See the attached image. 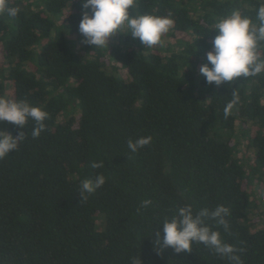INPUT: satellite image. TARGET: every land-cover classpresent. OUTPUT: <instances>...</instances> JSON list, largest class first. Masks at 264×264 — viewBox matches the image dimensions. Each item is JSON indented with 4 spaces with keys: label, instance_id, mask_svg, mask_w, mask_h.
I'll use <instances>...</instances> for the list:
<instances>
[{
    "label": "trees",
    "instance_id": "obj_1",
    "mask_svg": "<svg viewBox=\"0 0 264 264\" xmlns=\"http://www.w3.org/2000/svg\"><path fill=\"white\" fill-rule=\"evenodd\" d=\"M7 3L19 13H0V96L48 118L38 138L33 121H0L25 134L0 160V264H231L203 244H156L163 219L186 205L228 207L227 231L209 223L243 264H264V223L251 219H264V74L216 85L200 73L215 20L236 8L254 17L260 0H135L133 14L175 21L152 48L128 33L84 43L83 0ZM101 174L106 183L83 198L80 183Z\"/></svg>",
    "mask_w": 264,
    "mask_h": 264
},
{
    "label": "clouds",
    "instance_id": "obj_2",
    "mask_svg": "<svg viewBox=\"0 0 264 264\" xmlns=\"http://www.w3.org/2000/svg\"><path fill=\"white\" fill-rule=\"evenodd\" d=\"M85 11L79 25V31L85 38L84 43L95 48L108 45L110 37L119 33H128L138 38L146 48L164 43L163 37L168 33L175 21L171 16L152 13H140L133 10L135 0H83ZM90 10V11H88ZM0 13L15 18L19 9L8 5L7 0H0ZM126 28L127 31H123ZM218 34L213 41V50L207 53V61L200 68V73L211 84L221 85L238 78L257 77L264 74V0H260L254 17L246 15L239 8L215 20L211 32ZM240 97L233 93V98L224 107V116L231 115ZM48 113L41 107L34 106L26 100H14L0 96V121H5L24 129L29 121L35 122L31 132L38 138L45 130ZM22 132L13 137L0 131V160L17 151L24 138ZM151 136L129 139L128 149L135 153L148 145ZM104 166V162H93V168ZM106 183L104 175L93 179H85L79 185V193L83 198L94 194ZM149 199L141 202L142 208L151 206ZM230 210L224 205L214 208L195 209L192 205L178 207L169 218L165 217L160 225L162 232L156 231V244L161 248H172L176 253L191 252L194 244H203L217 256L227 258L231 264H243L235 246L226 243L218 230H214L209 221L223 226L227 231V217ZM135 264V261H134Z\"/></svg>",
    "mask_w": 264,
    "mask_h": 264
},
{
    "label": "rangeland",
    "instance_id": "obj_3",
    "mask_svg": "<svg viewBox=\"0 0 264 264\" xmlns=\"http://www.w3.org/2000/svg\"><path fill=\"white\" fill-rule=\"evenodd\" d=\"M83 39H85V38L83 37ZM163 40H164V44H167V43H168L169 37L167 36V34L164 35ZM243 153H244V150H243ZM260 192H261V191H259V193H260ZM262 207H263V209H264V206H263V205H262ZM258 211H259V210H258ZM255 214H257V213H252V214H251V219L254 220V221H256V224H257V225H256L254 228H257L259 225H261L262 223H264V219H261L260 216L255 215ZM258 214H259V212H258ZM256 216H257V217H256Z\"/></svg>",
    "mask_w": 264,
    "mask_h": 264
}]
</instances>
